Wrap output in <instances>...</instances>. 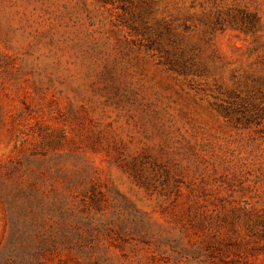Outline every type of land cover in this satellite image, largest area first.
<instances>
[{
    "label": "rangeland",
    "instance_id": "1",
    "mask_svg": "<svg viewBox=\"0 0 264 264\" xmlns=\"http://www.w3.org/2000/svg\"><path fill=\"white\" fill-rule=\"evenodd\" d=\"M0 264H264V0H0Z\"/></svg>",
    "mask_w": 264,
    "mask_h": 264
}]
</instances>
